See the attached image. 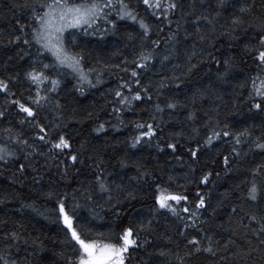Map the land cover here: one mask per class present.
<instances>
[{
	"label": "snow or ice",
	"instance_id": "snow-or-ice-1",
	"mask_svg": "<svg viewBox=\"0 0 264 264\" xmlns=\"http://www.w3.org/2000/svg\"><path fill=\"white\" fill-rule=\"evenodd\" d=\"M140 6H143L144 15L139 11ZM227 6V0H215V10L204 13L186 9L184 0H137L136 4H133L132 0H16L15 7L26 12L27 16L25 19L15 18L13 28L7 33H0V48L16 50L14 55L4 52L6 64L25 57L29 58L30 63L26 69L0 78V94L4 97V107L0 108V121L9 120L11 123L10 118L17 119L27 131L21 130L13 134L12 128L4 129L8 135L6 141L0 143V162L5 165L10 162L18 163L21 155L25 160L36 155L45 159L62 158L61 162L65 164L62 178L72 181L76 179V175L81 171L77 165H83L85 161L81 158V154L72 148V137L65 132L67 124L62 123L59 116L49 120L47 116H42V113L61 112L62 105L58 96L66 77L71 76L76 80L75 90L81 93L85 84L95 87L101 80V70L85 63L84 52L79 50L76 44V33L83 32L88 35L91 30V34L103 39L107 34H114L121 21H128L137 26L136 35L139 36V45L131 61L125 58L123 64L114 65L126 74V77L122 78L123 83L119 84L112 93L115 97L111 101L114 112L130 110L134 102L153 99L151 82L145 85L141 79L144 72L153 67L152 62L160 55L161 42L159 39H152L151 35L153 23L155 22L157 35L162 30L161 25H167L169 28L170 35L166 42L172 47L167 49L160 59L162 65L165 61L170 62L182 27L187 39L186 25L191 23L193 26L191 35L200 41L223 38L229 41V47L233 46L234 41L240 40V33H253L242 44L239 53L230 56L224 52L223 58L209 57L217 66L215 82L208 88H203L198 94H194L190 101L191 105L195 106L198 99L213 95L212 89L215 85L237 81V86L243 89V95L238 99L241 100L242 105L247 106V119L255 120L257 116L261 117V128L264 129V12L258 11L254 2L249 3L248 0H244L238 5L237 11L230 14L225 21L222 19L221 10ZM260 7L264 8V0H261ZM209 8H212L211 3ZM174 17L176 19H173ZM180 20H184L185 24L182 25ZM173 24H175L174 30ZM129 38L134 39L131 33ZM212 47L215 48L214 43ZM33 48H35L34 53L31 51ZM195 56L196 53L193 51L186 61L184 72L174 73L171 77L165 78L168 83L161 81L155 86L158 97L160 89L170 85L176 90L182 87L184 78L190 77L193 69L199 66L194 62ZM245 57L247 60L244 59ZM200 59L204 62L202 56ZM241 63L245 67L251 66L252 71L243 73L239 67ZM109 67L113 66L106 65L103 70L107 71ZM93 75H95V83L91 78ZM17 82L24 89L23 92L13 91L10 87ZM216 96L222 99L218 93ZM154 107L156 113H163L165 109L175 113L181 108L187 109L189 104L175 97L170 99L165 96L163 100L155 103ZM228 111L234 116L245 115L242 106L237 104H233ZM204 116L207 119L202 125L205 129L203 137L196 128H193L190 134V138L195 140V147L189 143L186 148L190 163L183 184L177 183L176 178L172 176L165 181L157 170L148 169L144 164L136 168V176L133 179L142 186H147L146 194L151 193L153 201L149 205L151 218L141 219L135 223L129 219L132 202L140 197L137 196L135 189L124 185L122 180L116 182L112 178L113 174L108 172L103 159L93 160L95 168L91 172V181L87 186L80 181V186L71 193L47 194L49 199L53 195L56 196L54 211L57 215L54 222L62 225L63 233V247L57 255L63 264H128L133 259L132 252L136 249L147 250L148 247H152L147 237L154 231V221L160 216L167 217L169 214L179 221H184L183 230L178 234L183 238L188 250L181 256L179 252L173 253L172 249L167 251L159 249L149 253L150 261L155 256L164 258L159 264H173L168 257L174 254L176 264H188L189 258L200 254L217 256L221 247L225 251H232L233 257L243 258L247 255L249 259L252 258L254 248L245 252L243 249L233 248L232 241L221 245L219 241L214 242L207 234L203 237L199 236L202 231L200 226L208 223L207 220L202 219L204 213L210 208L213 213L216 211V208L212 207L211 197L204 189H208V186L213 184V177L219 179L221 175L220 171L206 170L207 164H202V160L208 156L209 150L215 147L216 142L231 140L230 153L218 154L223 164L221 171L229 174L238 167L244 168L243 161L247 158L248 152L238 146H247L249 152L255 149L264 153V133L255 136V126L247 125L246 120L221 119L220 106L205 111ZM194 118L195 112L189 111L187 119ZM151 119L155 121L156 117L152 116ZM135 127L138 134L126 143L128 148L136 149L145 144L152 146L153 138L163 139L157 136L160 125L155 122L136 123ZM94 131L97 133L105 131V124L100 123ZM154 146L159 153H165L167 149L173 154L177 153L178 148H184L179 141L156 143ZM175 158L181 159L182 154ZM68 161L71 162V167L76 169V173L71 176H69ZM117 164L121 168L127 166L123 158L119 159ZM197 165L201 166L197 167ZM29 167H31L30 162L18 163L17 171L21 177L28 172ZM243 183L244 201L257 209L244 213L248 223L243 227L251 233V236L245 234L246 239L249 247L255 240L264 252V207H261L264 203V164L245 168ZM69 187L71 188V185ZM193 187L194 195L190 196L189 192ZM69 195L72 201L70 204L66 203ZM232 195L231 191L222 193L221 198L217 200V207L226 206L225 202L230 201ZM77 197L102 210L107 205L106 214L114 216L118 223L109 224L108 233L97 232L93 235L94 226L91 221L81 219L77 214V209L85 206L78 202ZM95 208L90 210L92 220L102 218ZM230 211L236 215L238 210L233 206ZM189 220L192 221L191 224L188 223ZM189 228L196 233L191 238H189ZM141 233L145 234L143 238ZM0 235L4 244L0 249V264H17L9 254L12 247L22 239L20 233L12 230L2 232ZM37 240L33 241V249L36 251L41 248ZM204 241L207 243L205 244ZM24 243L27 244V240H24ZM168 243L171 244L172 240L169 239ZM179 247L180 244L176 243V248ZM222 259L228 258L222 257ZM232 264H235L234 260Z\"/></svg>",
	"mask_w": 264,
	"mask_h": 264
},
{
	"label": "trees",
	"instance_id": "trees-1",
	"mask_svg": "<svg viewBox=\"0 0 264 264\" xmlns=\"http://www.w3.org/2000/svg\"><path fill=\"white\" fill-rule=\"evenodd\" d=\"M244 0H227V7L221 10L222 19L227 20L229 15L237 11L239 4ZM249 3H255L258 11L264 12L261 8V0H248ZM16 0H0V33H7L13 28L15 18L25 19L26 12H22L15 7ZM133 4L137 0H132ZM212 8H209V4ZM186 9L195 12H204L215 10V0H184ZM141 15H144L143 6L139 7ZM149 19H152L149 17ZM173 19H176L175 17ZM190 19V18H189ZM182 25L184 20H180ZM188 29L187 39L184 28L182 27L175 42V49L173 56L169 61H165L163 65L160 59L167 49L172 47L167 43V37L170 35L167 25H161L159 35L156 34L155 22L153 23L152 39H159L160 55L152 62L153 67L144 72L141 77L145 85L151 82L152 87V101L134 102L130 110H122L121 112H114V105L111 103L115 97L112 95L117 86L123 83L126 74L120 71L119 68L114 67L117 64H123L125 58L129 61L133 58L134 52L138 50L139 36L136 35L138 28L136 25L128 21H121L118 30L114 34H107L103 39L99 36L91 34L89 30L88 35L83 32H77L75 35L76 44L79 50H82L85 55V63L88 66L96 67L101 70V80L95 87L88 85L83 86V93L75 90L76 80L71 76L66 77L62 83L61 91L58 99L62 105V110L59 113H42V116H47L49 120L59 116L62 123L67 124L65 132L72 137V148L81 154V158L85 161L83 165H77L80 168L79 175H76L74 181L68 178H62L65 170V164L61 162L62 158L45 159V157L36 155L30 156L25 160L21 155L18 163L29 164L28 172L21 177L17 171L18 163H9L5 165L0 162V233L10 232L15 230L20 233L22 239L17 245L13 246L10 252V258L15 259L17 264H63L61 259H58V253L63 247V233L61 231L62 225L54 222L56 218V211L54 206L56 203V196L53 195L51 199L48 193L60 194L75 190L80 186V181H83L84 186H87L91 181V172L95 168L93 160L99 161L103 159L104 166L109 173H112V178L116 182L123 181V184L136 190V194L140 197L133 201L129 209V219L133 223L146 218H151L149 205L152 204L151 193L147 192V186H142L135 179L136 168L140 164H144L148 169L157 170L158 174L167 181L169 176L176 178L177 183L183 184L185 177L189 172L188 165L190 163L186 152L189 143L195 147V140L190 138L192 129L196 128L200 131V136L203 137L205 129L203 123L206 121L204 116L205 111H209L214 106H220V118L228 119L229 121L246 120L247 125H254V135L260 136L264 133L261 128V117L257 116L255 120L247 119V106L241 104L239 96L243 95V89L237 86V81L230 84L215 85L212 89L213 95L198 99L197 104L192 106L190 101L194 94H198L203 88H208L215 82L216 64L209 59L210 56L215 58H223L222 53L227 52L228 55H233L241 51L242 44L246 42L253 33H240V40L234 41L233 46L229 47L227 39L219 38L215 40L200 41L193 33V26L191 23L186 25ZM173 30L175 24L172 25ZM131 33L134 39L129 38ZM67 35V34H66ZM213 43L215 48L212 47ZM14 55L15 49L0 48V78H5L13 73L22 71L28 67L30 60L28 57L24 59H16L13 62L5 63L6 57L4 52ZM34 53L35 48L31 49ZM195 51L196 56L194 62L199 66L193 69L190 77L184 78V83L179 90L174 89L171 85L167 88L160 89V95L157 96L156 85L164 81L166 77H171L174 73L180 74L186 70V61L188 57ZM201 56L204 62H201ZM247 60V57L244 58ZM47 62V61H45ZM249 61V65H250ZM106 65H112L107 71H104ZM179 65V67H176ZM243 73L252 71V67H245L243 63L239 65ZM95 83V75L91 77ZM242 79V77H241ZM13 91L23 92L24 89L19 82L15 85H10ZM135 88V85H133ZM126 92V90H124ZM216 93L219 94L218 99ZM26 95V93H25ZM167 96L170 99L175 97L181 102L188 103L187 109L181 108L175 113L172 110L165 109L163 113H156L155 103L160 102ZM233 104L241 105L245 115H233L229 108ZM227 105V108H225ZM4 107V97L0 94V108ZM163 107V104H161ZM189 111L195 112L193 120L187 119ZM215 116V113H213ZM152 116L156 119L153 121ZM0 121V143L7 139L8 133L4 131L6 128H12V133L17 131H27V128L18 123L17 119ZM157 123L160 128L157 129V136L163 137L162 140L153 138L152 146L147 144L138 146L136 149L126 147V143L130 142L134 135L138 134L135 127L136 123ZM100 123L105 124V131L97 133L94 131ZM179 141L184 145V148H178L177 153L173 154L171 150L165 153H159L154 146L156 143L175 142ZM231 140H222L216 142L215 147L209 150L208 156L204 157L202 164H207L208 171H220V178L213 177V184L208 186L207 191L211 197V204L216 208L215 213L210 208L205 212L202 219L207 220L208 223L201 225L202 231L199 233L200 237L205 234L212 237L213 241H219L221 245L232 241V247L235 249H243L245 252L252 251V258L249 259L247 255L243 258L237 256L233 257L232 251H225L223 247L219 249L217 256H208L200 254L196 257L188 259V264H264V252L261 251V246L253 240L251 247L248 245L246 233L251 236L248 229L243 227L248 223L247 217L244 215L248 211H256L251 205L244 201L245 186L243 183V176L245 168L252 167L256 164H264V153L253 149L249 152L247 146L241 145L245 152H248L247 158L243 161L244 168H237L236 171L225 174L221 169L223 164L219 153L228 155L230 153ZM46 151V149H45ZM181 159H176L180 156ZM91 157V158H90ZM125 159L127 166L119 167L117 161ZM216 161V162H213ZM201 165H197L200 167ZM35 169V170H33ZM69 176L76 173V169L71 167V162L68 161ZM71 185V188L69 187ZM239 185V187H237ZM195 188L189 192V195H194ZM232 192V199L226 201L224 207H217V200L221 198L222 193ZM81 205H85L77 209V214L81 219H88L94 226L93 235L97 232H109V224H116L115 217L107 213L108 206L104 209L95 208L94 205L86 203L82 198L77 197ZM71 195L66 203H71ZM101 203H103L101 201ZM237 207V214L233 215L230 211L231 207ZM261 207H264L262 203ZM95 208L96 212L100 213L102 218L95 220L91 219V209ZM243 209V211H241ZM243 222V223H242ZM184 221H179L170 214L160 216L154 221V231L148 235L147 239L151 241L152 247L138 248L132 252L133 259L128 264H159L160 260L164 258L155 257L149 260V253H153L159 249L167 251L172 249L173 253L179 252L182 256L188 248L185 247L183 238L178 234L183 230L182 225ZM192 223L191 220L188 221ZM189 238L195 235L193 229H188ZM144 233H141L142 238ZM38 238V240H37ZM172 243L169 244L168 240ZM27 240V244L24 243ZM41 245L40 250L33 249V241ZM176 243L180 244L176 248ZM206 244L207 241H204ZM4 247L2 235H0V249ZM227 257L228 259H222ZM168 259L176 264L175 255L169 256Z\"/></svg>",
	"mask_w": 264,
	"mask_h": 264
}]
</instances>
